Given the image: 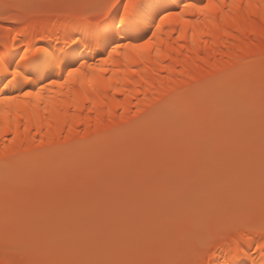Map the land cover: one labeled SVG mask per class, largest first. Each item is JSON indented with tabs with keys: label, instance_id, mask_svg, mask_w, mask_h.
<instances>
[{
	"label": "snow or ice",
	"instance_id": "1",
	"mask_svg": "<svg viewBox=\"0 0 264 264\" xmlns=\"http://www.w3.org/2000/svg\"><path fill=\"white\" fill-rule=\"evenodd\" d=\"M225 7L212 0L0 3V21H55L64 29L62 37L37 34L22 55L0 50V106L34 110L32 98L68 87L69 108L84 101L91 107L82 111H97L79 140L50 137L26 149L28 157L0 151V264H264V44L161 84L115 123L100 118L97 104L107 98L101 89L120 91L121 82L98 81L89 98L81 79L121 51H150L163 25L194 27L198 15ZM92 52L99 59L89 63ZM132 75L144 79L143 70Z\"/></svg>",
	"mask_w": 264,
	"mask_h": 264
},
{
	"label": "bare ground",
	"instance_id": "2",
	"mask_svg": "<svg viewBox=\"0 0 264 264\" xmlns=\"http://www.w3.org/2000/svg\"><path fill=\"white\" fill-rule=\"evenodd\" d=\"M185 2L192 3L199 0H185ZM212 2L217 5L223 3L226 7L222 13L211 12L207 16L198 15L196 19H199L200 23L194 27L180 22L165 24L161 27L150 51L124 50L114 57L115 62L107 65L103 71L85 70L86 77L81 79L84 88L90 94L89 98L96 95L92 92V86L98 81L108 80L112 85H115L117 80L121 82L120 91L115 88L111 91L107 88L101 89L107 93L104 102L97 104L103 121L112 120L115 123L119 122L122 116L127 118L129 111H135L138 105H143L146 98L150 99L160 90L161 84L167 87L169 83L177 79H186L192 72L202 71L205 68L213 69L218 64L244 55L243 50L250 45L264 44V37L260 34V28L264 27V19L260 15L264 13V5H261L260 0H212ZM234 2L237 7L232 8L231 5ZM249 2L254 6L252 9L247 8ZM226 14L231 17L227 19V22L223 18ZM188 18L193 19L191 16ZM243 18H249L247 24L244 23ZM233 19L237 21L236 24L232 23ZM1 22L0 50L7 45V50L18 55L23 54L20 48L26 46L29 41H35L37 34L63 36V25L55 21H33L28 24L13 20L6 21L9 23ZM14 22L17 25L11 24ZM237 24L240 26V31L236 30ZM181 29L184 30L183 38L177 40V37L181 35ZM151 30H155L151 22L143 25L144 33L150 35ZM17 32H23L24 36L18 37L14 42L11 37ZM225 32L229 34L225 35ZM14 43L15 49L12 47ZM85 55L89 63L99 59L94 52L85 53ZM141 70H143L144 79L140 76L133 77V72ZM59 75L60 73H56L54 78H59ZM128 79H132L133 83H126ZM80 87V83L73 85L72 93H77ZM69 91L68 87L52 88L42 94L44 97L42 100L37 101L32 98L30 103L35 105L34 110L26 109L22 105L19 109L16 105L0 106V151L15 150L21 157H28L29 153L25 151L26 149L31 148L33 144H39L40 141L47 143L50 137H54L57 141H60L61 137H69L70 140H79L84 137L85 129L89 124L95 125L97 111L91 113L82 111L84 107H91L84 101L81 107L73 105L69 108V105L73 103ZM118 103L119 106H117ZM73 115L76 117L75 121L72 119ZM81 119H84L85 123H80ZM12 132H14V139L8 144L6 138ZM23 135L24 138H22ZM222 254L221 252L220 255Z\"/></svg>",
	"mask_w": 264,
	"mask_h": 264
},
{
	"label": "rangeland",
	"instance_id": "3",
	"mask_svg": "<svg viewBox=\"0 0 264 264\" xmlns=\"http://www.w3.org/2000/svg\"><path fill=\"white\" fill-rule=\"evenodd\" d=\"M3 2H4V0H0V3H3ZM1 23H3V21ZM4 23H9V22L4 21ZM11 24L17 25V23H15V22L11 23ZM0 31H2V30L0 29ZM23 128H25V127H23ZM23 128H22V130H23ZM81 129H83L82 126H81ZM24 137L25 136L23 135L22 138H24ZM29 138H31V136ZM13 139H14V132H12L11 134H9L7 136L6 141L9 144ZM3 180H4V167H3V165H0V184L3 183Z\"/></svg>",
	"mask_w": 264,
	"mask_h": 264
}]
</instances>
